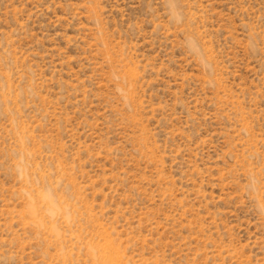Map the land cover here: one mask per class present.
<instances>
[{
    "label": "rangeland",
    "instance_id": "rangeland-1",
    "mask_svg": "<svg viewBox=\"0 0 264 264\" xmlns=\"http://www.w3.org/2000/svg\"><path fill=\"white\" fill-rule=\"evenodd\" d=\"M0 264H264V0H0Z\"/></svg>",
    "mask_w": 264,
    "mask_h": 264
},
{
    "label": "clouds",
    "instance_id": "clouds-1",
    "mask_svg": "<svg viewBox=\"0 0 264 264\" xmlns=\"http://www.w3.org/2000/svg\"><path fill=\"white\" fill-rule=\"evenodd\" d=\"M17 172H19L21 175L23 174V163L22 161H19L16 165Z\"/></svg>",
    "mask_w": 264,
    "mask_h": 264
}]
</instances>
